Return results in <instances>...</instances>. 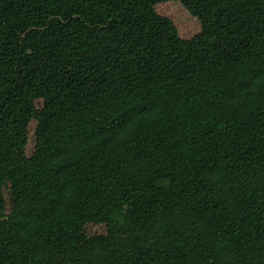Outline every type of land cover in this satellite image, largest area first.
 Instances as JSON below:
<instances>
[{
    "label": "trees",
    "instance_id": "16d2710c",
    "mask_svg": "<svg viewBox=\"0 0 264 264\" xmlns=\"http://www.w3.org/2000/svg\"><path fill=\"white\" fill-rule=\"evenodd\" d=\"M0 264H264V0H0Z\"/></svg>",
    "mask_w": 264,
    "mask_h": 264
}]
</instances>
